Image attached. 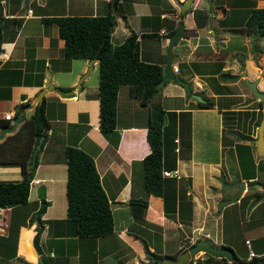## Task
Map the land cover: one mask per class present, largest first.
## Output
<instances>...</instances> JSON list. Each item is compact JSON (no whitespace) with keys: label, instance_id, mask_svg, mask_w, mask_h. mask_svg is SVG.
<instances>
[{"label":"crops","instance_id":"1","mask_svg":"<svg viewBox=\"0 0 264 264\" xmlns=\"http://www.w3.org/2000/svg\"><path fill=\"white\" fill-rule=\"evenodd\" d=\"M90 1L91 6L87 7ZM184 1L28 0L25 6L23 0H0L2 17H5L0 26L3 36L0 117L7 112L12 114L11 124L21 103L25 105L19 114L29 117L36 105L34 100L43 89L51 84L59 89L48 90L43 95L47 100L46 114L50 127L37 153V165L23 209L29 214L34 211L35 201L40 199L42 189L49 203L41 215L43 221L39 226L37 221L20 225L16 254L4 264H26L25 261L41 264L44 248H47L50 259V263L46 261V264H142L151 260L144 242L151 252L176 257L199 238L232 248L233 260L239 258L250 262L255 256L264 255L263 242L259 241L264 237V186L257 184L254 191L255 194H263L259 199L255 196L241 199L244 194L253 193L249 187L259 179L258 167L264 172V156L258 155L255 150L258 126L255 122L262 108L241 75L245 71L249 79L258 77V88L264 90V42L260 37L253 39L256 34L246 24L250 10L264 7V0H208L210 15L203 0H194L182 12L178 3ZM107 2V5L103 4ZM115 4L120 7L114 15L111 41L119 43L133 30L138 34L141 57L159 63L164 60L163 67L169 40L166 34L170 29H176L180 22L184 24V35L171 48L172 65L173 70L177 67L176 74L188 81L189 86L166 80L154 100L159 101L170 114L168 116L171 123L174 121L176 132L182 125L185 126L181 123L182 118L186 121L187 114L182 112H189L191 149L189 153H180V134L175 135V167L164 169L176 168L182 177L164 176L162 195L147 193L144 187L143 159L150 151L146 138L148 105L141 104L131 95L127 85H121L117 97L116 125L108 132L101 131L98 61L94 58H73L66 69L62 52L64 40L58 34L57 25L42 20L43 16L85 14L84 9H90V14H105L108 10L112 12ZM205 14L207 17L204 20ZM257 39L259 44L254 47L253 40ZM213 62H222V65L213 69L209 66ZM221 72L239 76L221 77ZM212 77H216L217 82ZM69 89L73 90L71 94L60 91ZM194 94L210 98L213 105L199 107ZM202 109L212 112V115L215 112L220 129L213 157L209 152L199 154L195 144L196 129L202 131L211 118L204 117V121L195 127L193 112H201ZM19 124L20 120L15 129L6 132L0 141L16 130ZM171 133L170 129L165 150L172 153ZM239 133L245 137L241 138ZM67 145L79 146L94 157L112 210L113 230L107 234L80 236L74 222L67 219V164L64 153ZM239 146H242V151L237 154ZM228 148L233 150L236 158L243 154L251 157L258 169H240V177L234 179L226 176L229 184L239 178L244 180L245 189L239 198L219 210L216 208L218 200L231 198L237 192L236 186L227 185L233 187V191L225 197L219 189L218 178L225 179L224 151ZM21 177L20 165L0 164V179ZM142 198L147 200L145 207L139 201ZM4 209L10 218L11 208ZM238 229L243 231L240 233L244 238L245 253L239 242L234 240ZM36 233H39L41 253L33 246ZM246 240H249V245ZM250 249L253 256L249 254ZM204 255L205 252L201 253L188 264H205ZM209 264L222 263L212 261Z\"/></svg>","mask_w":264,"mask_h":264},{"label":"trees","instance_id":"2","mask_svg":"<svg viewBox=\"0 0 264 264\" xmlns=\"http://www.w3.org/2000/svg\"><path fill=\"white\" fill-rule=\"evenodd\" d=\"M113 1L117 2V0ZM206 17L207 14L204 20ZM3 20H5L4 16L0 18V26ZM42 20L44 23L54 22L57 25L58 34L64 40L62 52L67 64L66 69L73 58H94L98 61L99 127L101 131L108 132L116 125L117 97L121 85H127L131 95L135 96L141 104L148 105L146 138L150 151L143 159L144 187L147 193L162 195L166 178L162 175V170L175 167L173 163L177 154L173 140L175 135L180 134V153H189L191 149L189 112H182L187 114L186 121L182 118L181 123L185 126L182 125L179 127V132H176V125L174 121L171 123L168 116L170 114H167L159 101L154 100L155 95L163 86L156 87V84L163 77L164 60L160 63L144 60L140 53L138 34L133 30L123 41L113 43L111 31L115 25V17L111 10L105 14L43 16ZM246 24L253 29L255 34L264 36V7H253ZM174 30L175 28L170 29L166 35L170 36ZM234 30L241 31L242 28H234ZM2 41L0 27V51L3 50ZM220 76L236 78L239 75L221 72ZM202 97L204 100L196 102L199 107L213 105L210 98L203 95ZM258 102L261 106L260 100ZM46 104V97L43 96L41 103L34 106L30 116H24L17 129L8 133L0 141V164H18L22 173L20 179H0V207H10L12 211L6 234H0V255L2 257L0 264H4L3 260L7 262L15 256L20 225L37 221L39 226L43 221L41 215L49 203L42 189L39 192L40 199L35 201L34 211L29 214L23 209L28 201L30 182L37 165V153L42 148L50 127ZM24 105L25 103L18 105L14 118L21 113ZM260 119L261 116L257 125ZM167 120L168 123H166ZM10 122V118L0 117V128L10 125ZM170 129L172 130L169 138L172 153L165 150V141ZM42 135L44 137L36 152L35 163L32 164L33 150ZM239 135L241 138L245 137L242 133ZM64 153L67 164V219L74 222L75 230L80 236L95 237L111 232L114 224L110 201L101 184L93 155L76 145H67ZM245 196L248 198L257 196V194L246 193L241 199ZM139 201L144 207L146 206V199L142 198ZM48 221L52 222V220ZM259 241L263 242L262 249L264 250V237ZM144 247L151 260L142 264H153L162 257L161 254L151 252L145 242ZM204 256L205 264L212 261L222 264H264V255L255 256L250 262L237 258L232 263H229L225 257L215 256L209 252H205ZM20 259L23 258L20 257ZM193 259L191 258L186 264L191 263ZM256 260L260 262L257 263ZM41 261V264L46 263L45 258ZM25 263L32 264L27 261Z\"/></svg>","mask_w":264,"mask_h":264},{"label":"water","instance_id":"3","mask_svg":"<svg viewBox=\"0 0 264 264\" xmlns=\"http://www.w3.org/2000/svg\"><path fill=\"white\" fill-rule=\"evenodd\" d=\"M205 3V6H207L208 14L210 15V6L208 3V0H203ZM194 0H185L182 3H178V6L180 7V10L183 12L187 8H189ZM2 4L0 3V18L2 17ZM184 35V24L183 22H180L178 27L175 29V31L169 36L168 44H167V52H166V62L163 67V77L162 79L156 84V87H160L164 85L166 80H175L177 82H180L181 84L185 86H189V82L183 79L182 77L178 76L176 72L173 70L172 60H173V54L171 51V48L173 44L179 40ZM241 75L244 77L245 83L250 88L252 94L258 98L261 102L262 107V117L261 120L257 126V137L255 138V144H256V152L258 155L264 156V90H260L258 88V80L259 78L255 79H249L245 71L241 72ZM59 90L56 86H53L52 84L49 85L47 88L43 89L36 99L34 100L35 104H40L43 98V95L48 90ZM62 93L65 94H71L73 92L72 89L69 90H60ZM198 100H203V98L198 95L194 94ZM23 117L22 114H19L15 117L13 122L8 125L0 128V138L9 131H12L17 126L19 120H21ZM43 135L40 136L39 141L37 142L34 150H33V156H32V164L35 163L36 159V152L38 148L40 147L41 141L43 139ZM227 185H234L237 187V192L234 194L231 198L222 199L218 202V209L220 210L223 205L235 201L239 196L242 194L243 190L245 189V181L242 179H236L232 184ZM38 236L39 233H36L33 238V246L34 248L41 253L42 250L38 244ZM203 252H209L215 256H222L225 257L227 260H233L234 259V252L232 248L228 246H217L210 240L206 238H199L183 250H181L176 257H168V256H162L161 258L154 261L153 264H186L191 258L198 257ZM256 262H260V260H256ZM46 264V263H45Z\"/></svg>","mask_w":264,"mask_h":264},{"label":"rangeland","instance_id":"4","mask_svg":"<svg viewBox=\"0 0 264 264\" xmlns=\"http://www.w3.org/2000/svg\"><path fill=\"white\" fill-rule=\"evenodd\" d=\"M23 2L25 4V6H26V3L28 2V0H23ZM103 4L104 5H107L108 2L107 3H103ZM89 6H91V1L87 4V7H89ZM115 6L116 7H114V5L112 6V14L113 15H117V13L119 11V7H120L119 4H117V5L115 4ZM206 9H207V6H206ZM90 11H91L90 9H87V10L84 9V13L85 14H90L91 13ZM132 12H134V11L132 10ZM252 37H253V39H255V37L256 38L260 37L261 40H263V42H264V36H259V35L256 34L255 36H252ZM155 41L158 42V38H156ZM253 41H252L253 42V46L256 47L257 44H259V39L253 40ZM253 46L251 45L252 48H253ZM221 65H222V62H213V63L209 64V66L211 68H213V69H215V68L218 69V68L221 67ZM178 66L181 67L182 64L179 63ZM212 79L213 80L216 79V82H217V78L216 77H212ZM193 85L196 86L194 83H193ZM221 88H224V87H221ZM198 93H202V91L201 90H198ZM255 102H257V101H255ZM202 110L203 111H201V112H199V111L193 112V118H194L195 127L196 126L198 127L199 124H200V122L202 120L204 121V119L207 116L208 117H211V118H209V120L206 122L207 123L206 124L207 126H203L202 127V131H200V130L198 131V129H196V133H195V136H194L195 137V144L197 146V149H198L199 154L201 152H202L201 154H204L206 152H209V155L211 157H213V154L216 153V151H217L218 140H219V131H220V129L218 127V123L215 120V117H216L215 112H213L214 115H212L211 114L212 112L210 113L209 111H204V109H202ZM258 112H259V114L257 116V120H256L255 124H257L260 116L262 117L261 112H263V111H262V109H260ZM211 119H212V121L209 122ZM224 131H225V129H224ZM256 134H257V132H256ZM240 147H242V146H239V148H237V151H238L237 154L241 153V151H242L240 149ZM224 159H225L224 160V164L226 166V171H224V175L223 176H224L225 179L218 178L219 189H220L221 195L227 197L233 191V187H227V184H229V183L226 182L227 181L226 180V176L231 177V179L232 178L233 179L234 178H238V177H240V175H239L240 169L241 170H243V169L244 170L249 169V170H252V171H254L255 168L256 169H258V168L260 169L259 179L256 180L255 182H253L252 186L250 185V187H249L250 188V192H254L257 189L256 188L257 187V184H262L264 186V182H263L264 181V172H263V170H262L261 167L256 166L254 164V162L251 161V157L248 158L245 154H243V155H240V156H238L236 158L235 153H233V150L231 148H228V149H225V151H224ZM258 187L261 188L260 186H258ZM263 192H264V189H263L262 193ZM262 195L263 194H261V193H259V195H258V192H257V196H255V198L256 199H259L260 198L259 196H262ZM225 199H227V198H225ZM220 200H222V198H220L218 200V202ZM218 202L216 203V208L218 207ZM5 213H6V210H5ZM237 231H238L237 232V236L234 238V240L237 241V242H239L240 247H242V251H244V253H245L246 252V247L244 245V238L242 237V235L240 233V231L242 233H243V231L242 230L239 231V229ZM1 234H3V233H1ZM4 234H6V233H4ZM44 249H45V255L43 256V258H45V260L48 262L50 260L49 259V252H48L47 248H44ZM194 258H197V257H194ZM0 260H2L1 255H0ZM41 260H42V258H41ZM3 263H5V260H3ZM49 263H50V261H49ZM206 263H208V262H206Z\"/></svg>","mask_w":264,"mask_h":264},{"label":"built area","instance_id":"5","mask_svg":"<svg viewBox=\"0 0 264 264\" xmlns=\"http://www.w3.org/2000/svg\"><path fill=\"white\" fill-rule=\"evenodd\" d=\"M29 11H31V9H29ZM174 69L177 70V67L175 66ZM4 117L5 118H11L12 114L7 112V113L4 114ZM162 175L163 176H169V177H175L177 179L182 177V174L176 168H174V169H163L162 170ZM8 221H9V218H8V215L5 213L4 207H0V234L1 233L4 234V233L7 232ZM246 243L249 245V240H246ZM249 254H250V256L254 255V253H253V251L251 249L249 250Z\"/></svg>","mask_w":264,"mask_h":264},{"label":"clouds","instance_id":"6","mask_svg":"<svg viewBox=\"0 0 264 264\" xmlns=\"http://www.w3.org/2000/svg\"><path fill=\"white\" fill-rule=\"evenodd\" d=\"M174 71H176V70L174 69Z\"/></svg>","mask_w":264,"mask_h":264}]
</instances>
